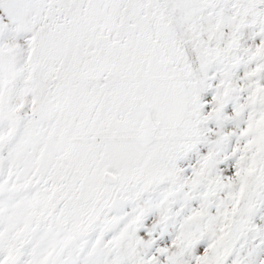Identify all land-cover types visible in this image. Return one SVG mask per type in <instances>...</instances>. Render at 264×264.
Returning a JSON list of instances; mask_svg holds the SVG:
<instances>
[{
    "label": "snow or ice",
    "instance_id": "snow-or-ice-1",
    "mask_svg": "<svg viewBox=\"0 0 264 264\" xmlns=\"http://www.w3.org/2000/svg\"><path fill=\"white\" fill-rule=\"evenodd\" d=\"M0 264H264V0H0Z\"/></svg>",
    "mask_w": 264,
    "mask_h": 264
}]
</instances>
